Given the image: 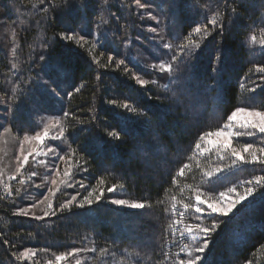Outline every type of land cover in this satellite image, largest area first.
I'll return each mask as SVG.
<instances>
[{
	"label": "trees",
	"instance_id": "obj_1",
	"mask_svg": "<svg viewBox=\"0 0 264 264\" xmlns=\"http://www.w3.org/2000/svg\"><path fill=\"white\" fill-rule=\"evenodd\" d=\"M141 1L163 20L156 35L146 32L148 14L135 0H0V26L8 23L2 29L7 32H0V132L11 122L20 136L36 132L50 118L59 119L68 139L67 147H61L77 162L48 216L45 209H29L27 216L18 209L44 195L46 186L36 181L46 185L42 176L52 167L47 171L46 164L30 161L23 167L25 178L14 175L0 185V264H58L57 255L67 257L59 264H106L91 253L68 255L83 247L81 241L133 249L137 264H175L184 256L180 248L190 242L180 232L195 230L198 222L210 224L208 214H197V221L190 216L194 209L183 208L196 180L210 194L254 187L232 213L217 215L221 225L203 264H264V183L259 188L253 182L264 171L259 164L239 163L207 175V156L195 147L202 132L220 127L237 106L264 110V72L257 70L264 66V54L250 46L258 51L251 56L255 52L246 43L256 32L264 37V0H222L224 30L210 33L199 49L190 43V29L201 18L207 20L204 0ZM69 30L85 39L79 45L64 39ZM180 45L195 52L194 58ZM160 62L171 63L172 71L152 67ZM140 79L149 81L141 88ZM193 106H200V112H191ZM110 131L119 137H109ZM261 135L245 141L256 145ZM70 179L77 180L80 196L61 209L73 190ZM113 183L116 190L107 191ZM91 187L100 202L78 207ZM115 197L143 202L146 208L114 206L110 201ZM173 205L186 215L179 216ZM27 248L53 252L19 257Z\"/></svg>",
	"mask_w": 264,
	"mask_h": 264
},
{
	"label": "rangeland",
	"instance_id": "obj_2",
	"mask_svg": "<svg viewBox=\"0 0 264 264\" xmlns=\"http://www.w3.org/2000/svg\"><path fill=\"white\" fill-rule=\"evenodd\" d=\"M221 1L222 0H204V1H201V3L205 5L204 10H206V11H204L205 12L204 14L207 17H210L212 12L217 11V10L221 11V9H220V8H222V6L220 5ZM141 3L148 5L147 3L143 2V1H141ZM254 6H255V4H254ZM137 7L140 9L141 12H147V14H148V18L146 19L147 24H148V28L145 29L146 32L148 30L149 32L155 33V35H156L162 29L161 26L163 27V20L160 21L159 13H155L154 11L152 13H150V6L149 5H148V7H145V8H141L139 6H137ZM255 9H257V8H255ZM223 10L226 12L225 7ZM31 19L29 21L25 20V23L29 24ZM222 19L224 21V16H222ZM202 21H204V24L207 23V20H205V18H201L199 25L203 24V23H201ZM7 24L8 23H6L5 25L2 24L0 26V32H2V34H3V32H7L6 29L2 30L3 27L7 26ZM224 24H226V21L224 22ZM227 24H229V23H227ZM209 27H211V25H209ZM153 28H155L157 31L156 32L151 31V29H153ZM194 28L190 29V35H192V38H191L192 41L191 42H193L192 44H194V45H195V43H199L200 46H202L204 43L207 42L208 36L210 34L207 35V37L205 38L203 31L198 34V33H195L193 31ZM8 32H9V30H8ZM213 32L214 31H212L211 33H213ZM251 35L256 36V42H253L250 39ZM251 35H249V37L246 38V43L248 44L247 47L250 48V46H251L253 49L254 48L259 49V47H260L259 41L262 38H264L263 35H261V33H259V32H256V33L251 34ZM77 39H79L78 35H76L73 40L76 42ZM253 52H255V51H253ZM253 52L251 49L250 53L252 54ZM257 54H258V51L253 53L251 56L255 57V56H257ZM142 80L149 81L150 78H149V80L148 79H142ZM142 86L143 85L140 84L141 88H142ZM194 106L190 109V111L195 112V113L198 111V113H199L201 107L197 106V107H195V109H193ZM237 107H248V106H245V104L243 103ZM257 110H262V109L257 108ZM58 120L59 119L50 118L47 122H43V126L41 127V129L36 131V132H40L41 135H43L45 125H48V136L44 138L43 143H41L37 140L24 141L23 136L25 134H27L31 137V136H34L36 132H25L26 131L25 130L24 135L18 136L15 133V131H19V130H16L11 122H8L7 125L3 129H1V132H0V181H2V183H0L1 186H3V184H6L8 182V179L11 176L18 175L21 178L22 175L24 174V178H25L26 175H25V173H23L24 172L23 168H21L19 172L16 171L17 167L22 162L23 155H29L30 154L29 160L26 164L30 163V161H33V163L46 164L45 169L47 171L50 170L52 167L51 171H49L47 174L42 176V179H43V181H45L44 183L46 185H43L42 181L41 182L36 181V183L38 185L43 186V187L46 186L45 187L46 188L45 193H44V195H42V197H40L39 201L36 203V207L32 208L31 204L23 206L24 208H28L35 213H40L43 211V209H45V211H44V213H45V212H47V210L51 209L48 207V205L49 204L52 205V201L57 196L56 194L58 193L59 188L64 184V182L67 178V175H65V172H67V173L69 172V176L71 177L70 169L73 167V164H75V165L77 164L76 160L73 159L74 155L71 153V151L68 153V150L62 149V147H61L62 145H65L67 147L68 139L66 137L65 132H64L63 137H61L60 131L62 128L64 129V126L62 125V123H60V121H59V123H57ZM223 124L220 125V127H222ZM5 129H7V131H5ZM216 129H213L210 131L215 132ZM20 131H22V130H20ZM231 131L233 133H235V132H242L244 130L240 129L239 125H235L233 127V129H231ZM206 132H208V131H206ZM260 137H258V138H260ZM247 138H250V137L235 136L234 135L233 139H232V146L239 148L243 143L246 142L245 140H248V141L251 140V139H247ZM219 139H221V138L211 136V137H205L204 140L198 141V143H200V145H201V147L199 149H197L198 154H202V155L207 156V160L203 166V172H205L207 169L208 170L207 172L214 174V173L218 172L217 168L223 170L224 168H227L228 166L232 165L230 156L228 154H225V153L217 150L214 141H217ZM255 140L257 141V139H255ZM256 146L257 147H263L264 146V142H262L261 138H260V140H258V144H256ZM60 156H63L64 159L63 160L59 159ZM245 156H246V158L250 159L249 157H247V154H245ZM221 157H224V158L221 159ZM46 160H48V162H45ZM52 160H54L55 162L51 164ZM24 178H23V180H24ZM26 180H27V178H26ZM70 180H69V182L71 183L70 186L73 187V190H70L69 193L67 194L69 196L67 201L70 200V198H72L73 196H75L76 199L80 196V193L75 191L78 187V185L76 187L77 180L76 179H70ZM53 181H55V183H53ZM253 182H255V179L253 180ZM263 183L264 182H262L258 187L260 188V186ZM255 186H256V184H255ZM191 187H194L193 193L187 194V198H185L186 196H184L185 201L188 200V203L189 202L195 203L196 192H199L201 194L202 199L207 200L209 202H214V201L219 202L221 199H223L224 203H227L229 200L236 199V193L237 192L243 194L244 189H245V188L241 189V188H237V187H228L222 191L225 194L224 197L222 198V197H220L221 192L217 193V194H210V193L206 192L205 190H203V188L200 186L198 180H196V183L190 184L189 188H191ZM249 187H252V185H249ZM230 188H235L236 192H229ZM259 188L255 187V189H259ZM90 192L93 193V195L89 198L92 199L96 195L95 188L91 187L89 189V191L84 195V197L88 196ZM45 196H47L46 200L44 199ZM114 199H123V198L115 197ZM40 201H43V202L40 203ZM129 201H134V200H129ZM138 202H140V201H138ZM78 203H79V201H78ZM176 203H178L177 199H173V204H176ZM240 203H242V201ZM221 206H223V205H221ZM168 207H170V205ZM201 207L204 208L203 213H206V214L210 213V209L207 207V204L201 205ZM41 215H43V214H41ZM41 215H39V216H41ZM213 215H215V214H213ZM216 215H218V214H216ZM81 244L83 245V247L82 248L78 247V249H84V251H80L81 253H91L93 255H96V257H98L99 260L105 261L106 264H110V263L111 264H137L136 254H134L133 249H127L126 247H95L92 245V243L86 244L83 241H81ZM27 249H31V251L27 255V257H30V259H31V257H33L37 253H41V252L45 253L47 251H50V250L44 249V248H27ZM102 249L104 250L103 252L101 251ZM92 250H94V251H92ZM50 252H53V251H50ZM80 252H78V253H80ZM46 263L50 264V261H48Z\"/></svg>",
	"mask_w": 264,
	"mask_h": 264
},
{
	"label": "snow or ice",
	"instance_id": "obj_3",
	"mask_svg": "<svg viewBox=\"0 0 264 264\" xmlns=\"http://www.w3.org/2000/svg\"><path fill=\"white\" fill-rule=\"evenodd\" d=\"M41 2H43V0H41ZM105 2H107V0H105ZM135 3L137 6L141 8L148 7V5L142 4L141 0H135ZM236 11L237 10L235 8L232 9L233 13H236ZM223 15L224 14L219 10L212 12L210 17H206L207 23L203 25H197L193 31L198 34L203 31L205 38L212 31H215L217 29H219V31L222 32L225 27L224 21L222 19ZM209 25H211V27H209ZM151 31L156 32L157 30L153 28L151 29ZM260 31L264 32V28L260 29ZM13 35H15V33H13ZM62 37L68 41H72L75 38V33L69 30V32L62 34ZM84 39L85 37L81 35L79 39L76 40L77 45H79L80 41ZM250 39L253 42H256L255 35H251ZM190 43L193 42L190 41ZM259 45L261 48V53L264 54V38H262L259 41ZM163 47L169 50L172 49V45L169 43H164ZM178 47L190 59L194 58V56L196 55L195 52L188 50L186 46L180 45ZM200 47L201 46L199 43H195L196 49H199ZM41 59H43V56L41 57ZM108 59L109 61H111L112 57L109 56ZM172 59L175 60L176 56L173 55ZM216 60L217 63L219 64L221 61V56L217 55ZM123 63L124 61L121 60L117 65V67H119V65ZM13 67H15V65H13ZM152 67L153 68L159 67L161 71L171 72L173 66L171 63L160 62L158 65H153ZM257 70L260 72H264V66H257ZM138 83L144 85L147 83V81L140 79L138 80ZM252 91L254 92L255 89H253ZM109 103L116 104V101L111 100L109 101ZM120 106L132 112L136 111L135 108H129L127 104H122ZM261 107H264V105H262ZM67 115L68 113H64V116ZM57 123H59V120L57 121ZM235 125H239V128L243 129L244 131L233 133L231 129H233ZM0 127L3 126L0 125ZM5 131H7V129H5ZM256 133L262 134L260 138L262 142H264V110H257L256 107H236L234 108V110L230 112V114L227 115L226 122L223 124L222 127H218L215 130V132L212 131L202 132L199 136V139L204 140L205 137H211V136L219 137L221 139L214 141L216 148L218 151L228 154L230 156L232 166H236L239 163H243V164L253 163V164H259L261 166V170L264 171V147H257L252 142H245L239 148L232 146V139L234 135L254 137ZM60 135L61 137H63L64 135L63 128L60 131ZM47 136H48V125H45L43 135H41L40 132H36L35 135L31 137L25 134L23 136V140L24 141L37 140L43 143L44 138ZM108 136L112 138H118L119 134L115 131H110L108 132ZM195 147L199 149L201 147L200 143H197ZM245 154H247V157H249L250 159L246 158ZM29 155H23L22 162L19 164V166L16 169L17 172H19L20 169L23 168L24 165L28 162ZM223 158L224 157H221V159ZM59 159L63 160L64 157L60 156ZM186 167L187 165H185L183 168L180 169L179 172L180 175H183L184 169ZM217 171L219 172L222 170L217 168ZM65 175H68V173L65 172ZM207 175H211V173H207ZM254 179L256 182V186H259L262 182H264V177L262 176H257ZM101 182L103 183V181ZM174 182H175V178L173 179V183ZM0 183H2V181H0ZM53 183H55V181H53ZM246 183L251 184L252 181H247ZM115 190H116L115 183H113V185L107 189V191L109 192H113ZM229 192H236V189L230 188ZM253 192H254V187H246L244 189L243 194L237 192L236 199L229 200L227 203H224L223 199H221L219 202H215V201L209 202L207 200L202 199L201 194L199 192H196L195 203L192 202L185 203L183 204V208L185 210L194 209V211L191 212L190 216H194L195 219L199 221L200 215L197 214H202L204 212V208L201 207V205L207 204V207L210 209V213L207 216V219L210 221V224L202 226L200 223H196L195 230H193L192 227H186V229L180 232L181 238H190V242L185 243L180 248V252L184 253V256L179 258L175 262V264H203L204 254L206 250L209 248V244L212 240L213 233L217 232V230L221 225V221L217 218V215H213V214H218L219 216H228L229 213H232L233 209H235L236 206L240 204L241 201H244L248 197L252 196ZM92 195L93 193L90 192L88 196H85L83 200L79 202L78 207L84 208L85 205H87L89 208H91L93 206L94 200L96 203H99L101 200V196L96 195L94 199L89 198ZM224 195L225 194L223 192L220 193V197L223 198ZM44 199L46 200L47 196H45ZM74 200H76L75 196H73L71 200L67 201L66 204H61L60 208L63 209L65 207L71 206L72 201ZM42 202L43 201H40V203ZM110 203L113 204L114 206H126L132 209H143L145 207V204L143 202L129 201L126 199H112ZM31 207L33 208L36 207V204L35 203L32 204ZM48 207L51 208L52 205L49 204ZM18 211L21 215L27 216L30 214V210L28 208H19ZM173 211L178 212L179 216L181 217H184L186 215L184 211H179L175 205H173ZM33 215L35 214L33 213ZM48 215L49 213L47 212L44 213V216H48ZM35 218L41 219V217H35ZM176 223H180V221H177ZM4 242L7 243V240H5ZM30 251L31 249H25L23 252L19 253V257H27ZM80 251H84V249L72 248L68 255H72ZM101 251L103 252L104 250L102 249ZM66 258L67 257L65 255H57L55 257L58 264L60 261H63ZM76 264H81V262L77 260Z\"/></svg>",
	"mask_w": 264,
	"mask_h": 264
}]
</instances>
